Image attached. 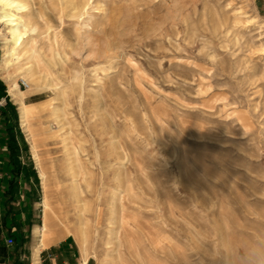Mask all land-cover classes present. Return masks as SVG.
I'll return each instance as SVG.
<instances>
[{"label":"rangeland","instance_id":"obj_1","mask_svg":"<svg viewBox=\"0 0 264 264\" xmlns=\"http://www.w3.org/2000/svg\"><path fill=\"white\" fill-rule=\"evenodd\" d=\"M21 1L0 264H235L211 249L264 232V0Z\"/></svg>","mask_w":264,"mask_h":264},{"label":"bare ground","instance_id":"obj_2","mask_svg":"<svg viewBox=\"0 0 264 264\" xmlns=\"http://www.w3.org/2000/svg\"><path fill=\"white\" fill-rule=\"evenodd\" d=\"M0 5H2L4 9L8 10L4 13V15H2L4 20L1 19L0 22L6 21V23L10 27V34L12 38L11 43L10 44L8 43L4 48L3 57L0 63V69L3 71H7L11 67H14L17 64V61L19 60L20 57V53H21L20 49L23 44L24 35L26 33V26L23 27V25L19 22V20L22 19L18 16V13L24 11L27 6L21 0H0ZM26 71L28 74L32 76L36 72V67H34L33 65H29L26 67ZM26 87L29 88L28 83H26ZM10 92L22 104L21 118L24 127H26L28 122L30 123V120H28L29 119L28 114L30 110L28 106L24 103L23 101L24 96L22 92L19 90V87L15 81L10 83ZM53 110H54L53 114L56 115V117H58V113H57L58 110L55 109ZM39 173L42 179V183L45 184V182L47 181L46 180L47 177L44 173L43 168L40 165H39Z\"/></svg>","mask_w":264,"mask_h":264},{"label":"clouds","instance_id":"obj_3","mask_svg":"<svg viewBox=\"0 0 264 264\" xmlns=\"http://www.w3.org/2000/svg\"><path fill=\"white\" fill-rule=\"evenodd\" d=\"M211 255L213 260L227 257L235 264H264V232L242 237L231 247L212 242Z\"/></svg>","mask_w":264,"mask_h":264},{"label":"crops","instance_id":"obj_4","mask_svg":"<svg viewBox=\"0 0 264 264\" xmlns=\"http://www.w3.org/2000/svg\"><path fill=\"white\" fill-rule=\"evenodd\" d=\"M7 139V134L0 132V150L7 149V143L5 142ZM5 156L0 154V232L1 234H7L9 232H13L15 229V220L21 218L20 215L12 213L7 210L6 204L8 203L6 200L10 198L7 190L9 188L10 183V168H9V160L8 154L4 153ZM22 193H20V196ZM23 197V195H22ZM11 200V199H10ZM11 204H14L15 201L12 199L10 201ZM14 215V217H13ZM56 264V262L54 261ZM83 264H88V259L83 260Z\"/></svg>","mask_w":264,"mask_h":264},{"label":"built area","instance_id":"obj_5","mask_svg":"<svg viewBox=\"0 0 264 264\" xmlns=\"http://www.w3.org/2000/svg\"><path fill=\"white\" fill-rule=\"evenodd\" d=\"M22 84L26 86V82L24 80H22ZM2 116H3V103L0 102V121L2 119ZM15 243V239L14 237L12 236H8L7 239H6V244L11 246Z\"/></svg>","mask_w":264,"mask_h":264},{"label":"trees","instance_id":"obj_6","mask_svg":"<svg viewBox=\"0 0 264 264\" xmlns=\"http://www.w3.org/2000/svg\"><path fill=\"white\" fill-rule=\"evenodd\" d=\"M2 98V97H1ZM6 112V109L5 108H3V114Z\"/></svg>","mask_w":264,"mask_h":264}]
</instances>
